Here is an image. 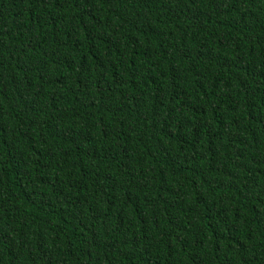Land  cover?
I'll return each mask as SVG.
<instances>
[{
    "label": "trees",
    "instance_id": "trees-1",
    "mask_svg": "<svg viewBox=\"0 0 264 264\" xmlns=\"http://www.w3.org/2000/svg\"><path fill=\"white\" fill-rule=\"evenodd\" d=\"M0 264H264V0H0Z\"/></svg>",
    "mask_w": 264,
    "mask_h": 264
}]
</instances>
